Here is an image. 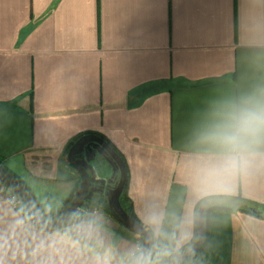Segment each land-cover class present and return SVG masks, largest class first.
Segmentation results:
<instances>
[{
  "label": "crops",
  "instance_id": "0c3cea01",
  "mask_svg": "<svg viewBox=\"0 0 264 264\" xmlns=\"http://www.w3.org/2000/svg\"><path fill=\"white\" fill-rule=\"evenodd\" d=\"M244 111H264V0H0V155L45 218L80 183L72 142L100 133L156 237L147 264L164 263L193 238L201 199L264 203V125L224 140ZM105 203L43 231L0 202V264H132L141 237ZM219 204L233 209L209 213L185 264H264L262 212L200 208Z\"/></svg>",
  "mask_w": 264,
  "mask_h": 264
},
{
  "label": "water",
  "instance_id": "95a60500",
  "mask_svg": "<svg viewBox=\"0 0 264 264\" xmlns=\"http://www.w3.org/2000/svg\"><path fill=\"white\" fill-rule=\"evenodd\" d=\"M86 146L91 149L94 157L96 154L101 157L102 161L97 163V165L91 162L93 158L85 156L84 150ZM68 160L80 176L79 188L68 207L61 214L52 219H46L44 217L29 191L17 177L11 174L1 164L0 181L20 196L34 225L43 231H53L65 227L85 200H90L95 194L105 196L107 198L110 214L129 230L142 237L141 247L132 260V264H137L141 256L146 253L151 240L145 227L129 215L121 204L120 197L127 180V168L123 158L101 135L87 133L81 136L70 147L68 151ZM103 162L108 163L112 170L109 177H98V172H101ZM251 210L256 214H260L261 212L254 208ZM198 217V237L188 249L179 255L180 260L195 252L202 242L205 227L203 207L199 209Z\"/></svg>",
  "mask_w": 264,
  "mask_h": 264
},
{
  "label": "trees",
  "instance_id": "16d2710c",
  "mask_svg": "<svg viewBox=\"0 0 264 264\" xmlns=\"http://www.w3.org/2000/svg\"><path fill=\"white\" fill-rule=\"evenodd\" d=\"M89 133V132H88ZM96 133V132H94ZM99 135H101L103 138H105L102 134L100 133H97ZM82 136L81 135H78L74 141L72 142V144L80 137ZM106 139V138H105ZM107 140V139H106ZM108 141V140H107ZM109 142V141H108ZM110 143V142H109ZM71 144V145H72ZM111 144V143H110ZM116 150V149H115ZM117 151V150H116ZM118 152V151H117ZM119 153V152H118ZM120 154V153H119ZM121 155V154H120ZM121 157L123 158V156L121 155ZM124 160V158H123ZM125 162V161H124ZM0 164L3 165L11 174H13L15 177H17L19 179V181L23 184V186L29 191V193L31 194V196L33 197L35 203L37 204L38 206V203L36 201V199L34 198V196L32 195L31 191L29 190V188L23 183V181L13 172H11L5 165V162H4V158L0 155ZM126 165V163H125ZM127 168V166H126ZM128 169H127V180L125 182V186H124V190L122 192V195L120 197V200H121V204L123 206V208L125 209V211L131 215L137 222H139L140 224H142L145 229H146V232L149 234L150 236V245L146 251V253L141 256V258L138 260L137 264H147V259H148V256L150 254V252L152 251L154 245H155V242H156V237L155 235L153 234V232L147 227L145 226L136 216L135 212H134V209H133V203H132V200L130 199L129 195H128ZM79 188V184L75 187V189L71 192V194L68 196V198L65 200V202L63 203V205L61 206V208L53 214V217H56L58 216L59 214H61L67 207L68 205L71 203V201L73 200L77 190ZM209 199H228V200H232V201H236V202H239L241 204H244V206H241V207H244L243 209L244 210H248L249 212H253L251 210V208H254V209H257L259 211L262 212V216H264V203H259V202H255V201H251V200H248V199H245L241 196H213V197H205L203 199H201L199 201V203L197 204L196 206V212H195V220H194V234H193V238L190 240L189 243H187L185 246H183L182 248L180 249H174L173 250V253L171 255V257L165 261L164 263L162 264H185L187 263L189 260H191L192 258H194L195 256H197L204 248L205 246L207 245L208 243V236H209V227H208V215L209 213L212 211V210H215V209H226V210H232L233 208L231 206H228V205H224V204H219V205H210L208 206L205 210H204V236H203V239H202V242L200 243L199 247L195 250V252L189 254L188 256H185L183 259H179V255L181 254L182 251H184L185 249L189 248L197 239L198 237V234H199V217H198V212H199V208H200V205L202 202L206 201V200H209ZM89 200H85L83 202V204L81 205L80 209L74 214V216H72V218L70 219L69 223L68 224H71V223H77V222H80L81 219L83 218L84 216V213L82 212V210H85L87 207H84L86 206V204L88 203ZM247 207H251L250 209H247ZM39 208V207H38ZM104 209L108 212L109 211V207H108V204L105 203V207ZM29 219L32 220V218L29 216ZM48 219V218H46ZM141 237V236H140ZM141 240H142V237H141ZM140 247H141V244H140ZM179 260V261H178ZM178 261V262H177Z\"/></svg>",
  "mask_w": 264,
  "mask_h": 264
},
{
  "label": "clouds",
  "instance_id": "9594fccd",
  "mask_svg": "<svg viewBox=\"0 0 264 264\" xmlns=\"http://www.w3.org/2000/svg\"><path fill=\"white\" fill-rule=\"evenodd\" d=\"M258 121L261 125H264V111L253 112L244 111L238 118L235 125V131L232 134H227L224 136L226 143H236L240 136L248 133L252 130L253 122Z\"/></svg>",
  "mask_w": 264,
  "mask_h": 264
},
{
  "label": "built area",
  "instance_id": "2783aa9c",
  "mask_svg": "<svg viewBox=\"0 0 264 264\" xmlns=\"http://www.w3.org/2000/svg\"><path fill=\"white\" fill-rule=\"evenodd\" d=\"M0 202L8 204L24 219H29L30 215L25 208L23 200L20 198L18 194H16L13 190H11L1 181H0ZM92 210L94 211L96 209L86 208L85 210H82V212L85 214L87 211H92ZM29 221L31 226H35L32 220L29 219Z\"/></svg>",
  "mask_w": 264,
  "mask_h": 264
},
{
  "label": "flooded vegetation",
  "instance_id": "af4514ba",
  "mask_svg": "<svg viewBox=\"0 0 264 264\" xmlns=\"http://www.w3.org/2000/svg\"><path fill=\"white\" fill-rule=\"evenodd\" d=\"M89 133H94V132H89ZM85 134H87V133H85ZM96 134H97V133H96ZM83 135H84V134H83ZM83 135H82V136H83ZM80 137H81V136H80ZM80 137H79V138H80ZM79 138H78V139H79ZM78 139H77V140H78ZM77 140H76V141H77ZM76 141H75V142H76ZM75 142H74V143H75ZM74 143H73V144H74ZM73 144H72V145H73ZM72 145H71V146H72ZM84 153H85V156H86V157H88V158H93L91 162H92L94 165H97V163H99V162L102 161L101 157H100L98 154H96L95 157H94V154L92 153L91 149H90L89 147H87V146H86V148H85V150H84ZM109 176H110V175H109ZM109 176H108V177H109Z\"/></svg>",
  "mask_w": 264,
  "mask_h": 264
},
{
  "label": "rangeland",
  "instance_id": "374dc122",
  "mask_svg": "<svg viewBox=\"0 0 264 264\" xmlns=\"http://www.w3.org/2000/svg\"><path fill=\"white\" fill-rule=\"evenodd\" d=\"M105 164V168L107 167V165H108V163H106V162H103V165ZM109 166V165H108ZM109 168H110V166H109ZM106 169H108V167L106 168ZM109 170V169H108Z\"/></svg>",
  "mask_w": 264,
  "mask_h": 264
}]
</instances>
